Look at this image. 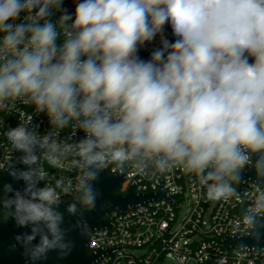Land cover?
<instances>
[{
  "label": "clouds",
  "instance_id": "1",
  "mask_svg": "<svg viewBox=\"0 0 264 264\" xmlns=\"http://www.w3.org/2000/svg\"><path fill=\"white\" fill-rule=\"evenodd\" d=\"M72 3L70 13L64 0H0V110L22 101L50 125L40 134L29 118L5 133V169L24 187L6 185L0 207L30 227L16 240L33 264L71 250L63 197L87 232L84 211L95 210L110 168L167 178L182 169L208 201L245 205L228 221L239 249L264 238V0ZM45 163L74 179L50 180ZM246 169L255 179L241 193Z\"/></svg>",
  "mask_w": 264,
  "mask_h": 264
},
{
  "label": "built area",
  "instance_id": "2",
  "mask_svg": "<svg viewBox=\"0 0 264 264\" xmlns=\"http://www.w3.org/2000/svg\"><path fill=\"white\" fill-rule=\"evenodd\" d=\"M64 7L71 13L75 5L72 0H64ZM165 35L169 40L175 39L170 25H165ZM159 46L157 36L154 41L145 44L138 54L147 60L153 48ZM29 118L40 134L50 130L46 115L37 113L33 106L25 105L22 101L0 110V165H3L0 174L6 170L11 155L5 135L7 129L27 123ZM60 136L67 138L70 131L61 130ZM45 168L51 173L50 180L60 176L74 179L75 176L74 172L49 168L46 163ZM108 170L111 174H119L115 168ZM169 175L171 178L159 175L140 177L133 170L128 171L122 193L133 185L137 192L143 194L157 193L161 188L165 199L138 205L125 213H111L107 221L112 228L97 230L90 236L91 253L111 251L94 264H164L167 261L175 264H220L221 261L224 264H264V251L227 249L214 242L233 237L228 221L240 215L245 205L235 200L208 201L198 184L194 186L195 176L182 169H176ZM251 182L245 179L236 187L243 193L250 190ZM173 188L177 190L173 191ZM69 199L73 198L63 197V200ZM136 251L140 254H136Z\"/></svg>",
  "mask_w": 264,
  "mask_h": 264
},
{
  "label": "water",
  "instance_id": "3",
  "mask_svg": "<svg viewBox=\"0 0 264 264\" xmlns=\"http://www.w3.org/2000/svg\"><path fill=\"white\" fill-rule=\"evenodd\" d=\"M59 16L56 13L52 18L55 20ZM20 153H13V160ZM17 167H25L17 165ZM244 177L252 181L255 179L254 169L244 172ZM125 181V175L111 174L109 170H104L96 188L101 193L97 200L95 210L84 211L83 219L86 221L88 230L84 232L82 227H77L78 216L68 214L65 209L67 203L72 199L64 200L59 207V211L64 212V223L62 227L67 230L66 239L71 241L72 247L67 255H61L58 251H50L47 258L37 261L36 264H94L102 256L109 254L111 251H98L91 253L89 250L90 236L97 230L111 229L112 226L107 221V217L113 212L125 213L130 208L143 205L151 201L165 199L161 188L157 193H139L136 186H131L126 193H122L121 189ZM12 185L13 189L21 190L24 187L23 181L14 180L7 169L0 175V199L4 195H11L5 191L6 185ZM30 233V227H19L15 220L7 215L5 209L0 207V264H33L29 257L25 254L24 247L17 242L16 237L23 233ZM39 237L33 243H37ZM215 244L227 249H239L237 247L240 242L237 238L226 237L223 240H214ZM245 242L249 245L248 250L264 251V238L255 240L245 238ZM240 250V249H239Z\"/></svg>",
  "mask_w": 264,
  "mask_h": 264
},
{
  "label": "rangeland",
  "instance_id": "4",
  "mask_svg": "<svg viewBox=\"0 0 264 264\" xmlns=\"http://www.w3.org/2000/svg\"><path fill=\"white\" fill-rule=\"evenodd\" d=\"M185 206H186V205H185ZM185 208H186V207L183 208V211H182V213L180 214L181 217H183V215H184ZM135 253H136V254H140L139 251H136ZM164 264H175V263L172 262V261H167V262H165Z\"/></svg>",
  "mask_w": 264,
  "mask_h": 264
},
{
  "label": "trees",
  "instance_id": "5",
  "mask_svg": "<svg viewBox=\"0 0 264 264\" xmlns=\"http://www.w3.org/2000/svg\"><path fill=\"white\" fill-rule=\"evenodd\" d=\"M1 175V174H0Z\"/></svg>",
  "mask_w": 264,
  "mask_h": 264
}]
</instances>
